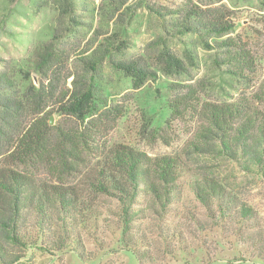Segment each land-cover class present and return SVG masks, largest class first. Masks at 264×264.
<instances>
[{"label": "rangeland", "instance_id": "374dc122", "mask_svg": "<svg viewBox=\"0 0 264 264\" xmlns=\"http://www.w3.org/2000/svg\"><path fill=\"white\" fill-rule=\"evenodd\" d=\"M191 1L202 8L229 12L234 25L231 33L208 38L207 42L231 39L248 50L256 70L247 80L227 74L222 66L219 69L214 63L215 50L204 49L194 37L187 39L197 57L193 68L185 59L180 42L168 40L189 74L166 76L160 71L154 49L160 24L144 5L175 10L186 4L184 0H82L77 20L84 25L75 31H69L62 21L58 0H0V73L13 84L8 97L23 105L16 120L18 133L36 118L30 92L31 87L39 86L34 60L43 45L53 42L57 50L64 52L54 75H50L56 88L55 98H60V92L70 89L76 75L84 72L77 55L94 50L107 39L114 45L123 41L128 47L123 58H142L155 73L153 80L135 88L130 78L113 71L104 61L93 73V115L80 122L58 114L54 98L38 117L49 114L46 119L54 136L59 130L75 135L90 133L95 141H88L90 145L105 150L121 145L149 157H177L185 168L176 181L175 201L165 211L152 209L149 198L141 196L136 201L135 208L142 211L132 225L129 238L134 247L128 251L122 244L117 203L95 196L86 188L87 160L94 165L95 158L84 156L86 161L77 167L78 172L59 174L60 168L51 158L30 165L19 160L14 148H4L0 169L32 174L40 182L75 187L93 210L91 221L74 229V236L82 245L78 249L85 258L78 257L74 245L60 247L65 242L55 239L57 227L53 221L44 233L29 229L35 244L25 249L13 248L0 237L8 254L20 256L14 264H264V172L245 175L231 161L198 154L192 144L197 142L202 127L200 119L187 114L172 116L167 108L168 102L184 94L189 86L202 103L245 99L264 114V0ZM88 10L92 12L87 13ZM125 11L130 17L121 15ZM112 108L120 116L105 120L102 114ZM196 176L213 178L234 203L250 208L253 218L241 217L237 207L223 217L216 205L212 209L201 205L189 188Z\"/></svg>", "mask_w": 264, "mask_h": 264}, {"label": "trees", "instance_id": "16d2710c", "mask_svg": "<svg viewBox=\"0 0 264 264\" xmlns=\"http://www.w3.org/2000/svg\"><path fill=\"white\" fill-rule=\"evenodd\" d=\"M58 1L59 14L69 31H75L77 26L84 25L77 20L82 0ZM184 1L186 4L175 10L144 5L160 24L159 36L154 42L160 71L166 76L188 75L189 69L173 53L168 40L180 42L185 59L190 68H193L197 57L192 50L191 40L187 39L194 37L204 49L215 50L214 63L219 69L222 66L227 74L244 80L253 75L256 70L254 60L243 46L231 39L212 44L207 42L208 38H222L231 33L234 25L229 12L209 6L202 8L193 5L191 0ZM89 12L92 11L88 10L87 13ZM131 13L132 11L130 15ZM113 15L114 13L110 17ZM121 15L130 17L127 11ZM107 41L109 39L98 44L94 50L87 49L77 55L84 72L76 75L70 89L60 92V98H55L56 88L52 85L54 79L50 75H54L53 71L64 52L57 50L53 42L43 45L36 52L34 69L40 81L38 88L31 87L30 92V102L36 118L19 133L16 130V120L23 105L8 97L13 84L6 75L0 73V156L4 154V148H14V154L21 157L18 159L30 165H39L51 158L58 164L59 174L78 172L77 167L86 161L84 156L95 158L94 165L87 160V171L84 174L86 188L95 196H105L117 203L122 244L128 251H133L134 244L129 234L142 211L135 208L136 201L141 196L149 198L152 209L157 207L165 211L175 201L176 181L183 173L184 165L177 157H149L143 152L121 145L108 150L90 145L88 141L95 143L94 135L90 133L75 135L59 130L54 136L46 119L49 114L38 117L48 106V101L54 98L58 104V114L74 117L80 122L86 116L93 115V73L104 61L113 71L130 78L135 88L154 79L155 73L142 58H123L124 51L128 48L125 42L120 41L114 45ZM167 108L172 116L187 114L200 119L202 127L197 142L192 144L198 154L231 161L245 175L264 172V114L247 100L238 99L223 104L202 103L197 92L188 86L184 94L168 102ZM102 115L105 120H114L120 116L115 108L106 110ZM189 188L201 205L207 209L216 205L223 217L228 216L233 209L236 211L237 207L241 217L253 218V211L245 205L238 206L234 203V199L226 195L223 187L213 178L193 177ZM92 211L90 204L81 199L75 187L40 182L32 174L0 169V237L13 248L33 246L35 243L29 235V229L44 233L54 221L57 227L55 239L65 242L60 247L74 245L73 251L83 259L85 256L78 249L82 245L80 239L74 236V229L90 222L93 218L90 216ZM19 259L20 256L8 254L0 240V264H14Z\"/></svg>", "mask_w": 264, "mask_h": 264}, {"label": "water", "instance_id": "95a60500", "mask_svg": "<svg viewBox=\"0 0 264 264\" xmlns=\"http://www.w3.org/2000/svg\"><path fill=\"white\" fill-rule=\"evenodd\" d=\"M52 123H51V121L49 122V125H51Z\"/></svg>", "mask_w": 264, "mask_h": 264}]
</instances>
